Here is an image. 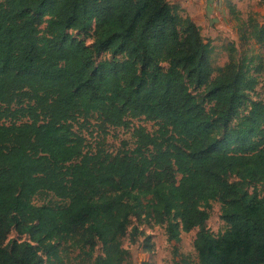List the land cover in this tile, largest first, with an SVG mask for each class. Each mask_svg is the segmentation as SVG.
Instances as JSON below:
<instances>
[{"label":"trees","instance_id":"16d2710c","mask_svg":"<svg viewBox=\"0 0 264 264\" xmlns=\"http://www.w3.org/2000/svg\"><path fill=\"white\" fill-rule=\"evenodd\" d=\"M255 19L240 39L262 47ZM92 28L91 47L69 33ZM211 53L168 0H0V264H124L132 218L177 241L213 200L227 231L197 233V264H264V196L242 184L264 183V102L249 100L264 64L230 55L215 69ZM111 128L132 129L134 147L114 154L82 134ZM12 231L28 239L3 247Z\"/></svg>","mask_w":264,"mask_h":264},{"label":"rangeland","instance_id":"374dc122","mask_svg":"<svg viewBox=\"0 0 264 264\" xmlns=\"http://www.w3.org/2000/svg\"><path fill=\"white\" fill-rule=\"evenodd\" d=\"M172 6L178 8L179 14L183 17H189L201 29L203 39L209 43L212 53L211 62L215 69L224 67L229 62L232 55L239 62L250 61V67L264 64V46L260 47L253 42H246L240 39L242 32V22L246 21L249 16L254 18L253 13L260 15L264 12V0H168ZM229 5L234 6L235 13H230ZM260 10V11H259ZM257 20V19H255ZM45 26H42L43 29ZM69 33L83 40L89 47L94 43L97 34L92 28L85 33L77 31H69ZM111 60L113 57L108 53H103L96 57V61ZM116 59L120 60V57ZM248 60V61H247ZM160 69H167V63H159ZM216 75V73L214 74ZM258 85L253 92L249 94V100L264 102V82L263 73L257 75ZM190 92L194 94L200 102L206 107L210 113L214 114L215 110L212 105H208L205 101L204 88H197L189 85ZM94 124V121L91 122ZM133 127L143 126L149 132L156 130V126L151 122L143 120H135ZM94 128H89L93 130ZM87 140V144L91 148H95L97 143L103 142V147L111 153H117L125 149L134 147L132 138V129H109L108 135L102 139L101 135L95 131L90 136L87 131L82 132ZM227 182H241L234 175L230 174L226 177ZM247 192L252 195L264 196V183H242ZM53 200V197L39 195L33 199L36 205H42ZM223 203L221 200L210 201L207 211L209 218L205 225L201 228H194L190 232H180L178 240H169L168 226L137 225L135 218L131 219V225L127 236L123 239V248L128 251V256L124 264H141L142 261L149 256L151 264H184V260L190 264H197V257L193 247V241L197 233L203 229L213 236L219 237L227 231V225L221 219ZM176 224L175 221H173ZM137 226L141 235L132 237L131 231ZM26 236H18L12 231L3 247L9 246L13 240L24 241ZM149 248V249H148Z\"/></svg>","mask_w":264,"mask_h":264},{"label":"crops","instance_id":"0c3cea01","mask_svg":"<svg viewBox=\"0 0 264 264\" xmlns=\"http://www.w3.org/2000/svg\"><path fill=\"white\" fill-rule=\"evenodd\" d=\"M253 1H255V3H257V4H259L256 0H253ZM263 7H264V5H263ZM260 11V10H259ZM262 15H260L259 13H257V12H254L253 13V15H254V17L257 19V21L260 23V24H264V12L263 13H261ZM144 263H151L150 262V259H149V256H146V258L142 261V263L141 264H144Z\"/></svg>","mask_w":264,"mask_h":264}]
</instances>
